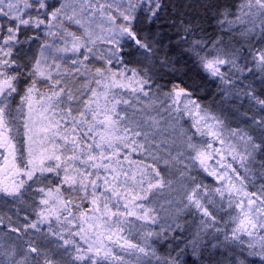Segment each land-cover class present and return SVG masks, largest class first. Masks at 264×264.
Segmentation results:
<instances>
[{
    "label": "snow or ice",
    "instance_id": "1",
    "mask_svg": "<svg viewBox=\"0 0 264 264\" xmlns=\"http://www.w3.org/2000/svg\"><path fill=\"white\" fill-rule=\"evenodd\" d=\"M0 264H264V0H0Z\"/></svg>",
    "mask_w": 264,
    "mask_h": 264
}]
</instances>
